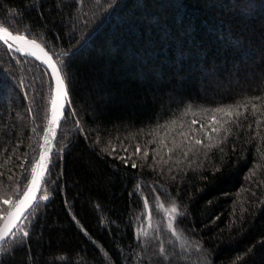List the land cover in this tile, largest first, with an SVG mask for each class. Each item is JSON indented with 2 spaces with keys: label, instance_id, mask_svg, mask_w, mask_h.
I'll list each match as a JSON object with an SVG mask.
<instances>
[{
  "label": "trees",
  "instance_id": "trees-1",
  "mask_svg": "<svg viewBox=\"0 0 264 264\" xmlns=\"http://www.w3.org/2000/svg\"><path fill=\"white\" fill-rule=\"evenodd\" d=\"M0 25L64 65L70 96L0 264H264V0H0ZM53 98L0 40V225Z\"/></svg>",
  "mask_w": 264,
  "mask_h": 264
},
{
  "label": "snow or ice",
  "instance_id": "snow-or-ice-1",
  "mask_svg": "<svg viewBox=\"0 0 264 264\" xmlns=\"http://www.w3.org/2000/svg\"><path fill=\"white\" fill-rule=\"evenodd\" d=\"M0 40L3 41L4 44L8 46L9 51L15 50L17 52H22L25 55H32L36 56L37 60H40V56L36 55L35 51L32 52H24V49L20 47V44H24L28 46L30 49L39 50L42 53L44 59L41 61L44 65L47 66L48 69L51 70V75L55 78V98L52 100V118L49 121V133H52V127L57 125L60 116H61V109L63 108V104L61 103L63 100L67 99V91H66V83L65 79L62 76V70L64 72L67 71L64 68V65L61 64L58 66L54 61L53 57L48 55L47 52L36 42L34 39H28L24 35L13 34V31L9 30V27L4 26L0 27ZM11 41V43H9ZM216 113H223L229 117L233 116V113L238 116L240 113L231 107L224 108L219 107L214 110ZM195 124L196 121L193 120ZM212 123H216V117H212ZM203 127V125L201 126ZM213 131H217V129H213ZM49 143L46 141V144ZM196 143H200V141H196ZM49 148L45 147L42 154L39 155L38 160L35 166L32 168V176H31V183L27 187V190L23 193V198L20 199L16 204L13 205L14 211L10 212L9 215V222L0 230V244H2L6 239V234H13L12 229L16 228V222L24 216L25 210L32 207L33 202L37 199V193L40 191L41 188V181L44 179L46 172L48 171V164L49 160ZM139 151V148H137ZM59 155V153H57ZM135 166V165H133ZM48 196L45 194L40 197V201H47ZM5 204L11 203L10 200L5 199ZM36 207H39V203L36 204ZM171 212H176V208L173 207ZM17 231H23L21 228H17ZM23 235L26 237L28 236L27 231H23Z\"/></svg>",
  "mask_w": 264,
  "mask_h": 264
},
{
  "label": "water",
  "instance_id": "water-1",
  "mask_svg": "<svg viewBox=\"0 0 264 264\" xmlns=\"http://www.w3.org/2000/svg\"><path fill=\"white\" fill-rule=\"evenodd\" d=\"M0 27H2V26L0 25ZM13 34H14V33H13ZM14 35H16V34H14ZM28 39H30V38H28ZM1 41H2V40H1ZM2 42H3V41H2ZM36 42H37V41H36ZM9 43H11V41H9ZM37 43H38V42H37ZM38 44H40V43H38ZM40 46L44 49L45 52L48 53V55H50V56L53 57V61L58 65V63L56 62L54 56H53V55H52V54H51V53H50V52H49V51H48V50H47L42 44H40ZM20 47L24 49V52H32V51H35V52H36V55H37V56H40V60H38V61L41 62V61L44 59L42 53H40L39 50H36V49H30L28 46H26V45H24V44H20ZM21 53H22V52H21ZM23 54H24V53H23ZM28 56H30V57L36 59V56H32V55H28ZM41 63H42V62H41ZM58 66H59V65H58ZM45 67L47 68L46 65H45ZM47 69H48V68H47ZM48 71H49V73H50V75H51V70L48 69ZM62 76H63V74H62ZM51 77H52L53 82H54V98H55V78H54L52 75H51ZM65 83H66V82H65ZM66 91H67V99H65V100H63V101L61 102V103L63 104V108L61 109V116H60V119H59L57 125H55V126H51V127H52V133H51V134L49 133V127H50V125H49V122H48V126H47V129H46V131H45L44 138H43V141H42V144H41L40 154L43 153L45 147H48L49 150H50V151H49V160H50V162H49V164H48V169H49V166H50V163H51L52 156H53V154H54V152H55V148H56L57 141H58V137H59L60 128H61V125H62L64 119H65V116H66V113H67V108H68L69 103H70V96H69V92H68L67 85H66ZM54 98H53V99H54ZM51 118H52V107H51V112H50L49 121L51 120ZM46 141L49 142V143L46 144ZM40 154H39V155H40ZM47 172H48V171H47ZM47 172H46V174H45L44 179L41 181V188H40V191L37 193V199H36V201L33 202L32 207L34 206V204L37 202V200H38V198H39V195H40V193H41V191H42V188H43V185H44V181H45V178H46ZM22 198H23V195H22V197H21L20 199H22ZM20 199H19V200H20ZM19 200H18V201H19ZM32 207H30L29 209H26V210H25L24 216H22V217L16 222V228L20 225V223L23 221V219L26 217V215L28 214V212L30 211V209H31ZM12 211H14V208H12V209L6 214V216L4 217V219H3V221H2V223H1V225H0V230H2L3 227L9 222V215H8V214H9L10 212H12ZM16 228H13V229H12V233L16 230ZM11 235H12L11 233H10V234H6V239H5V241H4L2 244H0V250H1V248L5 245V243L8 241V239L11 237Z\"/></svg>",
  "mask_w": 264,
  "mask_h": 264
},
{
  "label": "rangeland",
  "instance_id": "rangeland-1",
  "mask_svg": "<svg viewBox=\"0 0 264 264\" xmlns=\"http://www.w3.org/2000/svg\"><path fill=\"white\" fill-rule=\"evenodd\" d=\"M10 205H11V203L6 204L7 207H9ZM163 214L168 219V224L171 225L173 223L176 212L173 213V212H171V209H166V210H163ZM3 217H4V215L2 216V218ZM152 220H153L152 216L149 215L147 226H149L151 224Z\"/></svg>",
  "mask_w": 264,
  "mask_h": 264
}]
</instances>
